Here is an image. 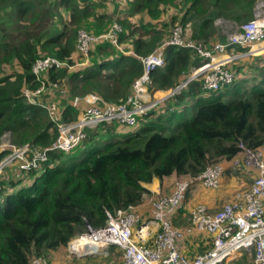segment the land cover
Returning a JSON list of instances; mask_svg holds the SVG:
<instances>
[{
    "label": "trees",
    "instance_id": "trees-1",
    "mask_svg": "<svg viewBox=\"0 0 264 264\" xmlns=\"http://www.w3.org/2000/svg\"><path fill=\"white\" fill-rule=\"evenodd\" d=\"M257 1L0 0V142L9 133L17 146L44 149L57 138L47 110L29 103L24 89L35 91L42 83L46 90L52 89L50 93L62 101V121L78 118V109L70 104L77 96L97 94L105 102L122 104L144 75L139 57L169 40L175 26H182L197 45L212 50L227 39L217 20L244 25L253 19ZM114 22L123 28L120 44L133 54H124L109 41L100 42L89 54L87 67L75 70L78 32L100 34ZM227 51L239 56L227 65L235 75L231 84L208 92L202 81H193L130 133L119 134V123L102 124L88 129L84 142L71 153L51 152L42 170L23 176L4 171L0 264H32L37 258L50 264L51 255L83 235L87 225L105 226L107 212L143 204L152 194L148 187L154 180L197 176L209 166L240 156L241 144L263 149L264 53L246 56L249 48L237 46ZM48 56L68 66L52 69L37 81L33 67ZM165 56V66L150 75L153 93L175 89L203 59L194 48L174 46L166 48ZM63 81L66 87H53ZM247 81L252 85L241 89ZM189 108L194 109L191 118ZM184 212L174 218L177 227L188 223L190 214L179 223ZM109 252L105 264H118L117 259L122 264L117 247ZM245 256L238 264L248 262Z\"/></svg>",
    "mask_w": 264,
    "mask_h": 264
},
{
    "label": "built area",
    "instance_id": "built-area-1",
    "mask_svg": "<svg viewBox=\"0 0 264 264\" xmlns=\"http://www.w3.org/2000/svg\"><path fill=\"white\" fill-rule=\"evenodd\" d=\"M222 22L227 23L220 19L216 23ZM122 31V26L117 22L100 34L80 30L77 36L78 52L88 57L94 47L104 41H109L123 51L119 42ZM169 46L194 48L205 61L201 66L193 68L189 78L167 96L146 102L142 97L144 90L141 82L146 79V84L151 85L150 75L157 68L165 66V50ZM233 46L248 47L249 51L244 54L246 56L259 55L260 50L264 52V0L256 2L252 20L239 26L227 36L225 43L215 44L212 50H205L203 46L197 45L187 38L182 26H175L169 40L150 55L139 57L144 75L135 82L132 94L122 104H109L98 95L76 97L71 105L76 109L83 107L81 113L76 120L62 121V113L55 104L49 106L41 100L46 92L44 83L35 91L24 89L23 95L29 103L39 104L47 110L58 135L50 146L42 149L30 144L17 146L11 139H5L9 133L4 134L0 142V176L7 169L17 176L42 170L51 152L71 153L84 142L88 129L114 122L134 128L163 101L180 93L193 81H202V89L208 92L231 84L235 75L227 65L239 57L228 54V48ZM65 66H68L67 62L48 56L35 63L33 74L40 81L50 70ZM53 87H57V84ZM240 148L242 152L233 160L232 172L254 170L256 176L249 189L238 192L219 211L210 213L204 205H198L192 209L185 227L174 224V218L185 208L187 194L193 186L217 189L221 185L224 174L222 164L209 166L197 176L178 180L170 195H162L153 200L152 215L147 220L138 215L135 206L114 213L107 212L106 225L98 229L87 225V231L69 243L68 251L106 255L115 246L123 254L122 264H227L242 254L252 253L255 264H264V150L250 149L244 144ZM196 234L209 235L212 246L202 253L190 256L179 245ZM82 241L91 244L80 246L77 251L75 243ZM32 264L46 263L44 259L37 258Z\"/></svg>",
    "mask_w": 264,
    "mask_h": 264
},
{
    "label": "crops",
    "instance_id": "crops-1",
    "mask_svg": "<svg viewBox=\"0 0 264 264\" xmlns=\"http://www.w3.org/2000/svg\"><path fill=\"white\" fill-rule=\"evenodd\" d=\"M123 52L127 55L133 54V52L125 50L124 46ZM79 55L80 54L77 52L74 55L73 60L78 61L75 66L77 70H83L87 67L88 63H84V61H82V57ZM168 94L169 92L162 91L153 93L152 86L145 84L142 97L143 100L147 102L153 98H163ZM80 108L83 109L81 106ZM119 128L122 129L121 131L120 129L118 130L119 134L130 133V131L133 129L124 126H119ZM222 166L224 168V174L221 179V185L217 189L203 188L200 185H195L191 188L187 194L185 208L183 209L185 212L181 215L179 223H182L183 220H186L185 215L190 214L192 209L198 205H204L210 213H214L218 209L222 208L225 203L231 201L238 192L245 191L250 188L253 178L256 176V172L254 170H251L250 172L242 170L234 173L232 172L233 161L223 162ZM177 179L178 177H174L165 180L163 183L159 180H154V182L148 187L152 194L143 204L135 206V210L143 220H147L151 217L152 202L154 199L162 195H170L173 192V184L179 180ZM192 240L193 241L191 243L195 246V248L190 247L188 239L181 242L179 245L182 251L191 256L204 252L205 250L209 249L212 244V239L207 234H196V236L192 237Z\"/></svg>",
    "mask_w": 264,
    "mask_h": 264
},
{
    "label": "rangeland",
    "instance_id": "rangeland-1",
    "mask_svg": "<svg viewBox=\"0 0 264 264\" xmlns=\"http://www.w3.org/2000/svg\"><path fill=\"white\" fill-rule=\"evenodd\" d=\"M119 25H121V24H119ZM217 26H219V28H221V33L222 34L228 36L232 32L236 31L239 28L240 25H238L237 23H233V22H227V23L222 22L220 24H217ZM237 47H240V46H237ZM263 53H261V54H263ZM261 54H259V55L261 56ZM259 55H255V56H259ZM82 61H84V63H89V58L85 57V59L82 60ZM204 61H205V59H202L201 63H203ZM74 69L77 70L76 67ZM74 69H72V70H74ZM259 76L260 75H258L256 79H258ZM247 82L248 83H243L241 85L242 86L241 89L244 88V87H250V85H252L251 82H249V81H247ZM60 87L61 88L66 87L64 81L59 85V87H56V90H58V88L60 89ZM64 91H66V90H64ZM50 92H52V89L51 90H46V92L42 95L41 100L44 103H46L47 105H49V106L55 104L57 110L59 112L63 113L62 101L60 100V98H57L55 96V94H52ZM169 92H171V91H169ZM88 95H97V94H88ZM85 96H87V95H85ZM85 96H77V97L83 98ZM74 98H76V97H74ZM74 98L72 100H70V104L72 103ZM193 110H194L193 108H189V110L187 111V113H189L188 114V118L192 117ZM78 111H79V114H80L82 109L79 108ZM176 116H178V118H179L181 116V114L180 115L177 114V115H175V117ZM122 136H124V135H122ZM5 139L6 140L7 139H11L12 140V137H10V135H8ZM1 176H0V178H1ZM27 185H29V184L28 183H24V186H27ZM220 209H218L217 211H219ZM217 211H215V212H217ZM192 241H193L192 238L188 239L190 247L195 248V246L191 243ZM109 254H110V252H109ZM109 254H106V255H95V254H89L88 252L71 253V252L68 251V247H66V248H63V249H61V250H59V251H57V252H55L54 254L51 255L50 264H105V262H106L105 259L109 257ZM243 255L244 254L238 256L237 258L231 260L227 264H238V262H240V260L243 259ZM245 257L247 258L248 262H243L241 264H248V263L249 264H255L254 263V256H253L252 253L251 254H247V256H245ZM42 259H44V258H42ZM44 261H45V259H44ZM117 262L119 264L120 260L117 259ZM45 263H46V261H45Z\"/></svg>",
    "mask_w": 264,
    "mask_h": 264
},
{
    "label": "bare ground",
    "instance_id": "bare-ground-1",
    "mask_svg": "<svg viewBox=\"0 0 264 264\" xmlns=\"http://www.w3.org/2000/svg\"><path fill=\"white\" fill-rule=\"evenodd\" d=\"M262 52H263V50H260L258 54H260ZM146 82H147L146 79H144L143 82H141V86H143V90H144V86H145ZM89 244H91V243H89V242L84 243V241H82L81 243L77 242V243H75V246H76L75 249L78 251L80 249V246H86V245H89Z\"/></svg>",
    "mask_w": 264,
    "mask_h": 264
}]
</instances>
